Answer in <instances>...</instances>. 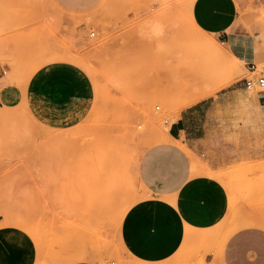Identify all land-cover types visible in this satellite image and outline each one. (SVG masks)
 I'll list each match as a JSON object with an SVG mask.
<instances>
[{"label": "rangeland", "instance_id": "rangeland-1", "mask_svg": "<svg viewBox=\"0 0 264 264\" xmlns=\"http://www.w3.org/2000/svg\"><path fill=\"white\" fill-rule=\"evenodd\" d=\"M87 1L80 11L55 0H0V72L15 77L12 102L24 113L23 136L0 138L1 225L30 237L34 264H221L232 233L264 229V114L247 111L248 156L212 165L191 153V178L218 183L227 211L222 218L219 205L209 227L186 224L182 244L165 259H148L126 233V220L152 200L137 166L147 148L166 140L182 109L264 76V60L246 59L200 31L190 18L194 0ZM236 1L242 27L262 49L264 0ZM199 70L212 71L213 80L198 95L186 82ZM6 76L2 105L11 99ZM234 115L235 126L240 112ZM21 242L10 241L11 259L24 256Z\"/></svg>", "mask_w": 264, "mask_h": 264}, {"label": "crops", "instance_id": "crops-1", "mask_svg": "<svg viewBox=\"0 0 264 264\" xmlns=\"http://www.w3.org/2000/svg\"><path fill=\"white\" fill-rule=\"evenodd\" d=\"M55 1L64 9L76 4L80 11L88 3L87 0ZM190 18L200 31L224 43L230 51L243 53L246 59L264 60V45L257 49L259 42L253 36L256 33L242 27L236 0H194ZM254 51L258 54L253 55ZM242 64L244 66V62ZM251 65H254V71L250 69ZM246 66L248 73L256 71L254 63ZM50 76L59 86L58 72L52 71ZM250 90L246 88L244 79L182 109L168 126L166 140L150 146L140 156L138 181L152 200L134 210L133 213H137L126 220L125 228L129 242L132 245L142 243L141 252L148 259H165L176 252L183 242L186 224L196 229L211 226L219 205L223 207L222 218L225 217V192L210 178H191L189 156L201 155L209 164L215 165L231 162L238 153L249 155V127L245 123L247 111L264 114V92L256 93L254 107L250 109ZM6 95H11V99H6L4 106L13 107V86H8L5 98ZM238 111L240 121L234 126V119H238L234 114ZM259 129L257 124L258 144L261 142ZM262 137L264 143V133ZM236 139L239 144L234 141ZM1 223L0 264H34L35 249L30 237L19 228ZM14 236L22 240L20 247L25 254L21 259H11L14 250L10 241H14ZM220 263L264 264V229L245 227L232 233L224 246Z\"/></svg>", "mask_w": 264, "mask_h": 264}, {"label": "bare ground", "instance_id": "bare-ground-1", "mask_svg": "<svg viewBox=\"0 0 264 264\" xmlns=\"http://www.w3.org/2000/svg\"><path fill=\"white\" fill-rule=\"evenodd\" d=\"M3 13V12H2ZM159 18V17H158ZM7 22V21H6ZM161 22V21H160ZM5 26V25H4ZM3 26V27H4ZM159 26V25H158ZM157 26V24H154V28L155 27H158ZM159 29H160V26L158 27ZM157 28V29H158ZM158 29V30H159ZM155 31H156V29H155ZM158 31H156L155 33H157ZM1 39V38H0ZM9 40H11V39H9ZM14 40V39H13ZM21 42V41H20ZM5 43V42H4ZM8 43V42H7ZM4 46V45H3ZM7 47V46H6ZM1 48L2 47H0V59L2 58V56L3 55H5V54H2L1 52H2V50H1ZM4 48V47H3ZM2 48V49H3ZM8 48V47H7ZM10 48V47H9ZM5 49V48H4ZM16 50V49H15ZM16 53V52H15ZM20 54H21V52H20ZM14 55V54H13ZM12 55V56H13ZM215 58H219V60H220V57L223 55V52H221V50H217L216 52H214L213 54H212ZM11 56V55H10ZM10 56H8L7 58H9ZM11 56V57H12ZM17 56V55H16ZM4 57H6V55L5 56H3V58ZM15 58V57H14ZM214 58V59H215ZM222 58V57H221ZM13 59V58H12ZM12 59H10V62L11 61H13ZM9 60V59H8ZM16 60V59H15ZM16 62V61H15ZM15 62H13L14 64H15ZM13 63H11V64H13ZM237 64H240V62L239 61H237ZM17 65V64H16ZM16 65H14L15 67H16ZM262 67H263V65H262ZM16 73V72H15ZM255 73V72H254ZM251 74H253V73H251ZM16 75V74H15ZM14 75V76H15ZM5 76H6V72L4 73V75H3V77H2V80H4V78H5ZM15 78V77H14ZM13 75L12 74H8V76H6V81L8 82V85L9 86H13ZM21 78V77H20ZM256 79V78H255ZM255 79H252V81H254L255 82ZM212 80H213V72L212 71H204V70H199V71H196V72H193V74L190 76V79L188 80V82H186V83H189V81H191V84L193 85V87L191 86V85H189V86H191L193 89H192V91L193 92H197V91H200V93H201V89H203L204 87H205V85H208V84H210L211 82H212ZM6 82V83H7ZM199 85H201L200 87H199ZM188 86V87H189ZM204 86V87H203ZM210 86V85H209ZM185 87H187V86H185ZM191 87H189L190 89H189V91H191ZM255 88H256V86H255ZM186 89V93L188 92V90H187V88H185ZM209 89H210V87H209ZM208 88H207V91L209 90ZM251 89H253V88H251ZM256 89H258V88H256ZM203 91H204V89H203ZM202 91V92H203ZM206 92V91H205ZM189 93V92H188ZM187 93V94H188ZM213 93V92H212ZM196 94H198V93H196ZM189 95H191L190 93L188 94V96ZM199 95V94H198ZM203 95V94H202ZM193 96H194V94H193ZM206 96V95H205ZM189 97H191V96H189ZM203 97V96H202ZM201 97V98H202ZM194 99V98H193ZM198 99H200V98H198ZM196 102V101H195ZM192 103H194V102H192ZM157 109H158V107H156ZM24 113H22V111H20L19 110V108L17 107V106H13V107H6V106H4V105H2L1 103H0V138H4L5 136H10V137H12L13 139L15 138V139H17V138H19V137H21V136H23V134H24V129H23V124H22V121H23V118H24V115H23ZM7 138V137H6ZM9 139V138H8ZM5 140V139H4Z\"/></svg>", "mask_w": 264, "mask_h": 264}, {"label": "built area", "instance_id": "built-area-1", "mask_svg": "<svg viewBox=\"0 0 264 264\" xmlns=\"http://www.w3.org/2000/svg\"><path fill=\"white\" fill-rule=\"evenodd\" d=\"M91 36H94V34H91ZM250 69L252 71H254V69H255L254 65H251ZM3 75H4V72H2V73L0 72V91L2 88V77H3ZM245 86L248 89H251V88L256 86L259 89L258 92L263 93L264 92V76L260 75L259 77H257L255 79V82L252 80L245 79Z\"/></svg>", "mask_w": 264, "mask_h": 264}]
</instances>
